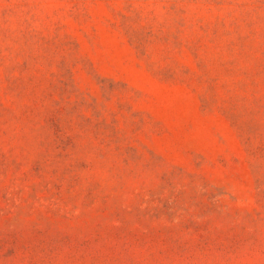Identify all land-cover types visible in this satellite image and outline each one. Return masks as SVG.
<instances>
[{
  "label": "rangeland",
  "instance_id": "rangeland-1",
  "mask_svg": "<svg viewBox=\"0 0 264 264\" xmlns=\"http://www.w3.org/2000/svg\"><path fill=\"white\" fill-rule=\"evenodd\" d=\"M0 264H264V0H0Z\"/></svg>",
  "mask_w": 264,
  "mask_h": 264
}]
</instances>
